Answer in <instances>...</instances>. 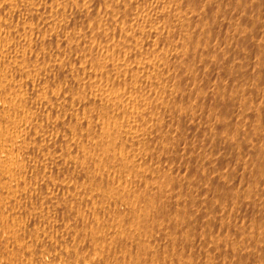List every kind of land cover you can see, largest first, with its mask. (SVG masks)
<instances>
[{
    "label": "bare ground",
    "instance_id": "obj_1",
    "mask_svg": "<svg viewBox=\"0 0 264 264\" xmlns=\"http://www.w3.org/2000/svg\"><path fill=\"white\" fill-rule=\"evenodd\" d=\"M87 3H42L50 34L40 43L29 44L27 53L42 50L41 61L50 63L45 69L48 80L42 73L38 85L44 113H57L51 101L60 106L69 101L68 91L56 90V81L49 80L83 76L72 86L73 104L75 96L90 91L87 99L76 100L77 107L95 105L98 111L92 110L91 120L80 122L73 118L74 111L69 120L51 119L46 126L61 125L66 134L78 124L86 126L93 131L92 149L82 158L79 155V160L68 161L70 152L80 150L79 141L66 134L45 138L44 127L39 128L47 144L42 142L38 154L50 160L63 179L49 177L52 188L47 189V184L35 188L37 184L28 187V194L25 188L27 196L23 195L30 201L17 209L0 191V264H28L25 260L36 246L29 251L24 245L25 231L15 215L24 217L35 198L36 203L47 202L59 217L55 224L51 221L54 225L49 223L55 238H45V246L56 251L51 257L54 262L72 261L85 250L92 264H264V0ZM40 10L35 11L40 14ZM83 47L87 50L79 56ZM69 53L78 57L76 67L61 58ZM12 62L17 76L28 77L31 64H24L23 56ZM0 83L8 85L1 77ZM39 130L28 135L37 138ZM10 137L6 142L12 141ZM50 147L55 149L53 155ZM5 150L0 152V185L10 181L11 186L20 162L16 164L13 155L7 157ZM43 169L41 174L46 176L50 171ZM75 193L83 196V206L77 200L81 207L76 205ZM68 240L76 244V251L67 249Z\"/></svg>",
    "mask_w": 264,
    "mask_h": 264
},
{
    "label": "rangeland",
    "instance_id": "obj_2",
    "mask_svg": "<svg viewBox=\"0 0 264 264\" xmlns=\"http://www.w3.org/2000/svg\"><path fill=\"white\" fill-rule=\"evenodd\" d=\"M44 1V2H43ZM47 0H0V74L2 75H0V77L3 79V81L4 82H7V87L5 86V84L6 83H0L1 85H0V113H2L0 116H2V115H5V116H2V119H3V121H2V126H0V129H2V130H4L5 132L7 131H9V133H7L6 132V134L4 133V131L3 132H1V130H0V134L3 136V137H1V139H2V141H1V144H0V146H2L1 148H2V150L1 151H3L4 152V150H3V148H6V150H5V152L6 153H4L7 157H9L10 159H12L13 157V161L17 164V163H23L22 165L19 163V164H17V166H15V168L14 169H16L15 170V178H13L14 179V181L15 182H13L12 184H11V186H10V181H8V184L6 183V182H4V185L3 184H1L0 185V191L1 192H3V195H5L4 196V198H7L8 200H11L12 201V203L15 205L16 204V206H14V205H12L13 206V208H15V209H17L18 207H20V206H22V207H26L25 205V203H27V200H28V202L30 201V198L28 199V198H25V196H27L26 195V192H27V194H28V192H29V188L31 187V189L35 186V185H37L38 184V186H36L35 188H41L42 186L43 187H45L46 188V184L48 185V188L47 189H49L50 187H51V183L52 182H50L49 181V179H53V181H55V180H57V181H60V180H62L63 179V177H62V175H60L59 173H58V169H56V167L54 168V166H52V163L50 162V160H48L47 161V159H46V157H45V159L42 157V153H39L38 154V151H40V147L42 148V146L43 145H45V144H47V142L46 141H43L44 140V138L42 139V136H39V135H41L42 133H41V131L42 130H44V134H45V138H47L49 135V138H51V136L52 135H54V136H52V138H56V137H61V136H63L64 134H66V132L64 131V129H63V126H56V128L55 127H51L50 126V128L49 127H47L46 126V121H48V120H51V119H60L61 121L62 120H65V119H67V120H69V117H70V115H72V113H73V118H78L79 120H80V122L82 121V120H91L92 119V113H94L93 111H98L97 109H98V107H96L95 105H91V106H86L85 108H78L77 107V101H78V99L80 98V97H85V99H87L89 96H90V91H85V92H87L86 94H83L82 96H75V99L77 100H75V104H73L74 103V97L72 98L71 96H72V93H73V90H72V86H73V84H75V81H79V80H83L84 78H83V76L81 75V76H70V75H67L66 77H62V78H60V79H57V80H49L51 83H54L53 81H56L55 83H54V85H56L55 86V88H56V90H59V89H62V90H67L68 92H67V97L69 98V101H68V104L66 103V104H64V102L62 103V106H60L59 105V102L58 101H51L50 103H51V106H53V107H55V110H57V113H55L54 115H52L51 113H49V111H46L45 113L42 111L43 109H44V107H42L43 105H41L42 104V98H40V97H42V87H41V89H39V86L38 85H42V73L44 74V78H46L47 80H48V76L46 77V73H45V69L46 68H48L49 66H48V64H50L48 61H47V63H44L43 61H41L42 60V50H39V49H36V50H38V51H36V50H33L34 52L33 53H27V52H30V50H29V44H31V43H33V44H36V43H40V42H42V37H45L46 35H48L49 36V32L50 31H48V29L49 28H47L48 26H47V24H45L46 22H44V19L42 18V3H45ZM76 1H78V0H76ZM79 1H81L82 3H87V2H91V0H79ZM34 3L35 4H37V5H34ZM39 3V4H38ZM88 4V3H87ZM34 6V8H33V6ZM40 5V6H39ZM35 6H36V8H35ZM39 7H41V12H40V14H38V12L37 11H35L36 9H39ZM35 9V10H34ZM68 16V19H70V13L69 14H67ZM67 17H64L63 18V21H68V20H66L67 19ZM94 21V20H93ZM47 27H46V26ZM51 26V25H50ZM31 27V28H30ZM79 28V27H78ZM33 31V32H32ZM42 31V32H41ZM47 31H48V33H47ZM56 31L57 32H59V29L57 28L56 29ZM43 33V34H42ZM31 36H33V37H31ZM89 36H90V34H89ZM40 37V38H39ZM47 37V36H46ZM26 38V39H25ZM32 38V39H31ZM29 39H30V41H29ZM38 39V40H37ZM25 40V41H24ZM31 40H32V42H31ZM28 43H27V42ZM37 41V42H36ZM36 42V43H35ZM25 43V44H24ZM24 44V45H23ZM90 45H88V47H87V49H90L91 48V44L92 43H89ZM85 47H83V48H81V50H80V52H79V56H80V54H83L87 49L85 48ZM25 50H27V51H25ZM39 52V53H38ZM48 53H49V50L47 51ZM35 53V54H34ZM37 53V54H36ZM34 55V56H32V55ZM72 54H73V56H72ZM72 54H66V55H64V56H62L61 58L63 59V61H64V63L66 62V64H70L69 66H71L72 68L73 67H76V65L75 64H77L78 63V60H77V58L78 57H76V54H74V53H72ZM31 55V56H30ZM39 55V56H38ZM70 55V56H69ZM24 57L25 58V62H24V64H26L27 62V64H31V66H30V69L31 70H29L28 71V73L27 74H29L28 75V77H25V79H24V77H22L21 75H18L17 76V74H16V72H15V69H16V66H15V64L12 62L13 61V59H16V57ZM41 56V57H40ZM35 58H37V60H39V62H37L38 63V65L39 66H37V64L35 63L37 60L35 59ZM39 58V59H38ZM65 58V59H64ZM67 58V59H66ZM11 59H12V61H11ZM36 61H35V60ZM73 59V60H72ZM30 60V61H29ZM35 61V62H34ZM67 61H68V63H67ZM83 61H85L84 60V58H83ZM41 62H43L42 64H41ZM38 67H36L34 64ZM51 64H54V62H52ZM79 64V63H78ZM34 65V66H33ZM47 65V66H46ZM34 68H33V67ZM44 66V67H43ZM32 67V68H31ZM38 69V70H36V69ZM35 69V70H34ZM34 70V71H33ZM43 70V71H42ZM30 71H32V72H30ZM37 71V72H36ZM31 73V74H30ZM34 73V74H33ZM34 77H33V76ZM76 75V74H75ZM4 76V77H3ZM16 76H17V78H16ZM29 76H30V78H29ZM32 76V77H31ZM20 78V79H19ZM28 78V79H27ZM9 79V80H8ZM12 79V80H11ZM5 80H7V81H5ZM16 80H17V82H16ZM23 80V81H22ZM24 80H25V82H24ZM10 81H11V83L13 82V81H15V82H13V84L11 85V84H9L10 83ZM19 81H21V82H24L23 84L21 83V82H19ZM28 81V82H27ZM29 84H27V83ZM19 83L21 84V85H19ZM15 84V85H14ZM16 84H17V86H16ZM27 84V85H26ZM31 84V85H30ZM3 85V86H2ZM40 85V86H41ZM33 86H36V88H34L33 89ZM67 86V87H66ZM4 87H5V89H4ZM9 87V88H8ZM1 88H3V89H1ZM54 88V89H55ZM67 88V89H66ZM37 89H39V90H41V91H38ZM39 92V93H38ZM41 92V93H40ZM85 92H83V93H85ZM89 94V95H88ZM71 95V96H70ZM16 97V98H15ZM71 97V98H70ZM22 98V99H21ZM6 99H8V100H6ZM11 99H13V100H11ZM21 99V100H20ZM17 100V101H16ZM20 102H19V101ZM72 100V101H71ZM11 101V102H10ZM13 101V102H12ZM16 101V102H15ZM23 103H22V102ZM26 101V102H25ZM39 101V102H38ZM7 102V103H6ZM28 102V103H27ZM36 102V103H35ZM62 102V101H61ZM18 103V104H17ZM20 103V104H19ZM70 103V104H69ZM3 104V105H2ZM5 104H7V105H5ZM74 105H76L75 107H74ZM4 106V107H3ZM14 107H15V109H14ZM89 107H90V109H89ZM95 108V109H94ZM80 109V110H79ZM73 110V111H72ZM78 110H79V112H78ZM93 110V111H92ZM67 111V112H66ZM90 111H92V112H90ZM71 113V114H70ZM45 114V115H44ZM47 114V115H46ZM70 114V115H69ZM79 114V115H78ZM87 114V115H86ZM92 114V115H91ZM89 115V116H88ZM53 116V117H52ZM56 116H58V117H56ZM78 116V117H77ZM84 118H83V117ZM86 116V117H85ZM4 117V118H3ZM9 117H11V118H9ZM14 119H13V118ZM46 117V118H45ZM50 117V118H49ZM55 117V118H54ZM60 117V118H59ZM66 117V118H65ZM80 117H82V118H80ZM7 120H6V119ZM13 121H12V120ZM74 119V120H75ZM6 121V122H5ZM11 121V122H10ZM17 122V126H16V122ZM7 122H8V125H6L7 124ZM9 122H10V126H9ZM15 124H14V123ZM39 123V124H37V123ZM45 123V126L44 125H42V124H44ZM68 123V122H67ZM32 124V125H31ZM1 125V124H0ZM12 125V126H11ZM13 125L16 127H13ZM7 126H8V130L7 129H5V128H7ZM30 126V127H29ZM31 126H33V127H31ZM38 126V127H37ZM75 126V124L73 123L72 124V127H74ZM2 127V128H1ZM10 127V128H9ZM13 127V128H12ZM29 127V128H28ZM35 127V128H34ZM42 127H44V128H42ZM58 127H60V128H58ZM86 127V126H85ZM84 127V129H86L87 128V130H88V127H86L85 128ZM27 128V129H26ZM32 128V129H31ZM34 128V129H33ZM36 128H38V129H36ZM39 128H42V130L40 131L39 130ZM46 128H48V129H46ZM82 130H80V129ZM10 129H13V130H10ZM50 129V130H49ZM72 129V131H71V134L69 133V134H66V136H68L69 138H73V140H76V141H79V144H80V150L77 152V151H72V153L70 152L69 154H68V156H67V158L69 159H67L68 161H70V160H73V161H76V160H79V158L81 157L82 158V154L83 153H87V151L88 152H91V150L89 151V149H92V142H93V140H91L90 141V139H92V135H93V131H92V129L90 130H84L83 128H81L80 127V124H78L77 125V127L76 128H71ZM77 131H76V130ZM33 130V131H32ZM35 130H39V131H37V133H38V135H37V138L35 137V136H29V135H31L30 134V132L29 131H31V132H34ZM46 130H47V132H46ZM83 130H84V132H83ZM49 131V132H48ZM27 132V133H26ZM59 132V133H58ZM78 132V133H77ZM13 133V134H12ZM25 133V134H24ZM39 133H41V134H39ZM51 133V134H50ZM84 133V134H83ZM10 134V135H9ZM21 134V135H20ZM29 134V135H28ZM58 134V135H57ZM76 134V135H75ZM0 135V136H1ZM4 135H6L5 136V138L6 137H10V136H12V138L14 137V143H12L13 142V139L11 138V140L12 141H10L9 143L8 142H6V139L4 138ZM9 135V136H8ZM28 135V136H27ZM39 136V137H38ZM56 136V137H55ZM71 136V137H70ZM73 136V137H72ZM81 138V139H79V137ZM85 136V137H84ZM92 136V137H91ZM41 137V138H40ZM76 137V138H75ZM78 137V138H77ZM84 139H83V138ZM48 138V139H49ZM90 138V139H89ZM0 139V140H1ZM4 139V140H3ZM30 139V140H29ZM15 140L19 143V147H17L18 145H16L17 144V142H15ZM35 140V141H34ZM84 140V141H83ZM88 142H87V141ZM25 142V143H24ZM42 142H45V144L44 143H42ZM8 145H6V144ZM25 145H23V144ZM84 145H82V144ZM5 144V145H4ZM13 144L16 146H14L15 148H12L13 147ZM61 144V143H60ZM10 145H12V146H10ZM33 145H35V147L36 146H40L39 148H35ZM4 146V147H3ZM6 146V147H5ZM28 146V147H27ZM33 146V147H32ZM83 146V147H82ZM91 148H90V147ZM21 147V148H20ZM24 147V148H23ZM29 147L31 148V149H29ZM85 147H87L88 148V150H87V148L86 149H84ZM83 148V149H82ZM18 149V150H17ZM20 149V150H19ZM26 149H29L28 151L26 150ZM39 149V150H38ZM49 149H51V150H49ZM48 150V152H49V154H51V152H53L52 153V155L54 154V152L55 151H53V150H55V149H53V148H49ZM8 150H10V151H8ZM33 150V151H32ZM84 152H83V151ZM0 151V152H1ZM15 151V152H14ZM29 151H32L31 153L29 152ZM34 151H37V152H34ZM28 152V153H27ZM11 153V154H10ZM37 153V154H36ZM75 153V154H74ZM10 154V155H9ZM25 154V155H24ZM36 154V155H35ZM71 154V155H70ZM12 155H13V157H12ZM19 157H18V156ZM21 155V156H20ZM79 155H80V157H79ZM76 156V157H75ZM34 157H35V159H34ZM39 157H40V159H39ZM70 157V158H69ZM20 158V160H18ZM44 161H43V160ZM39 161H40V163H39ZM31 163H32V165H34L35 164V167L34 166H32L31 165ZM43 163V164H42ZM51 165H50V164ZM27 164V165H26ZM49 164V165H48ZM20 165V166H19ZM31 165V166H30ZM44 165H47V166H44ZM18 166H19V168H18ZM30 166V167H29ZM43 166V167H42ZM49 166V167H48ZM52 166V167H51ZM22 168V169H21ZM27 170H26V169ZM43 168H45V169H47L48 171H50V172H47L46 171V176H47V174H48V176L46 177L44 174H41L42 173V169ZM21 169V170H20ZM30 169H32L31 171H30ZM45 169H43L44 171H45ZM18 170V171H17ZM20 170V171H19ZM35 170H37V171H35ZM56 170V171H55ZM25 171V172H24ZM51 171H52V174H50L51 173ZM19 172H21V173H19ZM54 172V173H53ZM16 173H17V176H16ZM31 173V174H30ZM36 173H37V175H36ZM53 177H51V176ZM32 176V177H31ZM61 178H60V177ZM16 177H18V178H21V179H16ZM41 177V178H40ZM45 177H46V179H45ZM50 177V178H49ZM54 177H56L55 178V180H54ZM59 177V178H58ZM49 178V179H48ZM13 179H12V181H13ZM17 181H16V180ZM26 179V180H25ZM31 179V180H30ZM24 183H26L27 184V187H26V184L24 183L23 185H22V182ZM28 180V181H27ZM43 180V181H42ZM49 181V184L48 183H46V182H48ZM39 182V183H38ZM42 182H43V185H42ZM44 182H45V184H44ZM79 182V184H83L82 183V181H78ZM0 183H3V182H0ZM5 183H6V185H5ZM19 186H18V185ZM31 184V185H30ZM7 185H9V186H7ZM29 185V186H28ZM33 185V186H32ZM2 186H3V188H2ZM13 186V187H12ZM17 188V190H19L20 188V192L19 191H17L16 190V188ZM22 186V187H21ZM23 186H25V187H23ZM9 188V189H6V188ZM12 187V188H11ZM20 187V188H19ZM29 187V188H28ZM2 188V189H1ZM25 188H26V190H27V188H28V190L25 192ZM52 188V187H51ZM3 189H5V191L3 190ZM22 189H24L23 191H24V193H22ZM8 190H9V192H8ZM14 190V191H13ZM15 190H16V192H15ZM51 190V189H50ZM12 191V194H10V192ZM6 192H8V193H6ZM6 193V194H5ZM13 193H16V196H15V194H13ZM10 194V195H9ZM19 194V195H18ZM25 196H24V195ZM78 197H79V199H78V197L75 195L74 196V198H75V202H76V205L78 204V206H79V203L81 204V206H83L82 205V203L84 204V198H83V196L82 195H80V194H78V193H75ZM11 196V197H9V196ZM14 195V196H13ZM20 195H22V196H20ZM13 197H16V199L15 198H13ZM13 198V199H12ZM25 200H24V199ZM19 199V200H18ZM36 200V201H35ZM41 200V199H40ZM39 200V201H40ZM79 202H77V201ZM80 200V201H79ZM16 201H20L19 203L21 204V205H17V203H15ZM82 201V202H81ZM36 202H38L37 201V198H35V199H32V204L34 205V206H36V204L38 205V206H36V207H34L33 205H32V209L34 210V212H32L33 210L30 208L29 210L27 209L26 211V213L25 214H27V215H25L24 214V217L22 216V217H20V214H17V215H15L16 217L19 215V217H17V218H20V219H17L18 220V224H22L21 225V228L25 231V234H24V236L23 235H21V238L22 239H24V241L23 242H26V243H24V245H26V246H28V247H30V246H36V248L35 247H32L34 250H36V251H34L35 253H33V251H32V254L30 253L29 255H28V257H29V260L27 261V260H25V263L27 262L28 264H38V263H42V264H63V262L65 263V264H92L91 262H92V259H90V258H87L88 257V255L86 256L85 254H87V252L84 250H81L80 252H79V254L77 255V256H73V259H74V257H75V260H73L72 259V261H70L69 259L67 260V259H65V258H63L62 260H61V262L60 261H58V262H54V261H52V256H54V254L56 253V251L55 250H52V251H50L51 250V248H47V246H45V240H47V239H45V238H48V236L50 237V236H52V237H50V238H55V235H56V233H54L55 232V229L53 228V226L51 227V225H54L55 223L54 222H57V220L59 219V217H57V214H56V210L54 211V210H52V209H54V208H52V207H50V206H48L49 204H47V202H45V201H43V200H41L40 202H41V204H40V202L39 203H36ZM43 202V203H42ZM18 203V204H19ZM44 203L47 205V207L49 208H51V211L52 212H54V214L52 215V212L50 211V208H49V210H48V208L44 205ZM25 204V205H24ZM30 205V204H29ZM41 205V206H40ZM81 206H79V207H81ZM28 207H31V205L30 206H28ZM35 209H34V208ZM46 208V209H44V208ZM45 210V211H42V210ZM31 210V211H30ZM35 210H36V213H38V211L39 212H41V213H38V214H34L35 213ZM38 210V211H37ZM32 212L31 214L29 213V212ZM48 211V212H47ZM51 214H50V213ZM56 214V215H55ZM30 215V216H29ZM38 215H40V218L38 217ZM27 216V217H26ZM33 216V217H32ZM34 216H36L35 218L37 219L36 221H34L35 220V218H34ZM44 216V217H43ZM51 216V217H50ZM53 216V217H52ZM55 216V217H54ZM29 217H31V218H29ZM32 218H33V220H32ZM58 218V219H57ZM23 219V220H22ZM52 219V220H51ZM55 219V220H54ZM23 222H22V221ZM54 223H52V222ZM60 221V220H59ZM32 222V223H31ZM41 222V223H40ZM35 223V224H34ZM51 225H50V224ZM31 224H33L34 226L32 227V225ZM47 224V225H46ZM24 226V227H23ZM26 226V227H25ZM29 226H31V227H29ZM51 227V229H48L47 227ZM35 227H37V228H35ZM49 227V228H50ZM28 228V229H27ZM26 229V230H25ZM36 229H37V231H38V233L37 232H35L36 231ZM44 229H45V231H44ZM48 229V230H47ZM32 230H35V231H32ZM50 230V231H49ZM52 230H54V231H52ZM62 230L64 231V229L62 228ZM62 230H60V232L62 231ZM43 233H42V232ZM63 231L60 233V234H64L63 233ZM32 232H35V233H32ZM47 232H48V235H47ZM50 232V233H49ZM51 232H53V233H51ZM26 233L28 234L27 236H26ZM30 233H31V235H30ZM37 233V234H36ZM33 234V235H32ZM36 234V235H35ZM46 234V235H45ZM53 234V235H52ZM34 235L36 236V237H34ZM39 235V236H38ZM42 235L44 236V237H42ZM33 238H32V237ZM38 236V237H37ZM47 236V237H46ZM54 236V237H53ZM66 236V235H65ZM64 236V237H65ZM31 237V238H30ZM20 238V240H21V242H22V239ZM28 238V239H27ZM31 240H30V239ZM37 238V239H36ZM40 239V241L41 242H39V239ZM35 240V242H34V240ZM19 240V241H20ZM28 240H29V243H28ZM33 240V241H32ZM42 241H43V243H44V246H43V244H42ZM31 242H34L32 245H31ZM69 244H70V246L69 247H67L68 246V244H67V246H66V244L64 245V247L66 248L67 247V249L69 248V250H71V251H76L77 250V248H76V244H74L73 243V241L71 240H68L67 241ZM66 242V243H67ZM40 243V244H39ZM30 244V245H29ZM36 244V245H35ZM38 245V246H37ZM71 245H73V246H71ZM40 246V247H39ZM39 247V248H38ZM44 247H46L45 249L47 250V252L46 251H44L45 249H44ZM74 248V250L73 249H71V248ZM44 250H43V249ZM76 248V249H75ZM43 251H42V250ZM30 250H32L31 249V247H30V249H29V251ZM38 251H39V253H38ZM54 251H55V253H54ZM45 252V253H44ZM48 252H51V253H49L48 254ZM52 252H53V254H52ZM60 251H59V249L57 250V253H59ZM36 253H37V255H36ZM85 253V254H84ZM42 254V255H41ZM46 254V255H45ZM47 254L49 255V256H47ZM82 254V255H81ZM20 255V254H19ZM36 255V257H34ZM40 255V256H39ZM79 255H80V257H79ZM84 255H85V257H84ZM34 257V258H31V257ZM41 256H43L42 258H43V260H42V258H41ZM46 256V257H45ZM81 256H82V259H81ZM38 258V259H37ZM41 258V259H40ZM77 258V259H76ZM79 258V259H78ZM86 258H87V260H86ZM20 259H22V254L20 255ZM25 259V258H24ZM34 259V260H33ZM39 259H40V261H39ZM85 259V260H84ZM41 260H42V262H41ZM65 260V261H64ZM67 260V261H66ZM204 260H205V258H204ZM32 261V262H31ZM36 261V262H35ZM51 261V262H50ZM78 261V262H77ZM35 262V263H34ZM81 262V263H80ZM88 262V263H87Z\"/></svg>",
    "mask_w": 264,
    "mask_h": 264
}]
</instances>
